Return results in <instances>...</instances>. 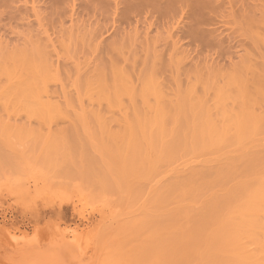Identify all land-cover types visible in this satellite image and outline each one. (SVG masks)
Returning a JSON list of instances; mask_svg holds the SVG:
<instances>
[{
	"label": "rangeland",
	"instance_id": "obj_1",
	"mask_svg": "<svg viewBox=\"0 0 264 264\" xmlns=\"http://www.w3.org/2000/svg\"><path fill=\"white\" fill-rule=\"evenodd\" d=\"M46 63L61 117L0 107V264H165L166 188L176 183L174 204L198 218L263 180L264 122L222 148L200 150L196 132L211 115L221 124V90L229 111L257 104L264 116V0H0V68ZM120 71L133 90L122 113L90 93L100 82L113 93ZM151 79L163 91L164 139L145 128ZM238 88L257 103L242 105ZM201 220L175 227L189 264H210Z\"/></svg>",
	"mask_w": 264,
	"mask_h": 264
},
{
	"label": "bare ground",
	"instance_id": "obj_2",
	"mask_svg": "<svg viewBox=\"0 0 264 264\" xmlns=\"http://www.w3.org/2000/svg\"><path fill=\"white\" fill-rule=\"evenodd\" d=\"M48 65H50V64L46 63L43 65L42 68H39V67H36L33 65H20L19 64V65H15L14 67H2V68H0V81H1L0 107L2 109H4L5 111H8V112H23V113H28V114H32V115L33 114L34 115L35 114H41V116H45V118H53V119L55 117H61L64 113V108L61 104H59L58 102L54 101V99H52V97L49 93V90H48L49 82L50 81L52 82L54 80L53 74H52L53 69L51 68V66H48ZM125 74L126 73H124V75ZM98 79H96V80H98ZM116 79L117 80L115 83H116V85L118 83V85H119L118 87L120 88L119 91L116 90L117 86L114 85L115 87L112 88L113 93H111V92L109 93V91L111 89L108 90V88H110V87L105 86L102 82H100L98 84L96 82L97 85L94 86L95 88L91 89L90 93L92 94L91 96H93L95 94L99 97L100 100L107 101L110 108H112V109L116 108V107H118V109L120 108L121 110L118 112L122 113L123 111H125L122 108L123 107L122 104L125 101L123 103L119 102L120 100H122L120 96H123L124 93L128 92L129 88H131L130 87L131 84L129 83L130 79H128L129 81L127 82L126 77H124L123 74H121V71H120V73H117ZM94 83H95V81H94ZM237 84L238 83H236V85ZM241 84L242 83H240V85ZM234 85H235V83H234ZM145 86L146 87H144V88L146 90H144L143 92L147 96H149V98H150V96L154 97L155 102H157L156 104H154L152 106H150V105L148 106V109H149L148 111L151 112L152 116L150 118L149 117L146 118L147 119L146 122L144 121L145 122V128L148 127V128L159 129L160 131L162 130L163 131L162 136L164 139L166 136V133H165V131H166L165 125L166 124L164 122L165 121L164 119H166V113L164 112L163 108H161V106H160V105H163V103H160V102L164 101V100H162V97H163L162 93H161V92H163L162 88L160 87L161 89H159L154 84V81H152V79H151V82H148ZM245 86L243 87V90L246 89ZM237 87H238V85H237ZM240 87L242 88V86H240ZM141 90H143V89H141ZM238 90H239V88H238ZM131 91H133V90H131ZM239 91L241 92V94L243 93L242 96L244 97V94H246V93H244L245 91H242V90H239ZM255 91H257V90H255ZM121 92H123L122 95H121ZM143 92H141V94ZM220 92L218 93L219 96H220V94H222V98L219 101L220 103L218 102V99H219V97H217L218 95L215 94L216 95L215 98H218V99H216L215 102H218L219 104L217 103V105H216L213 103V106L214 105L217 106L216 110L218 109L217 110L218 112L216 110L215 111H216V115L218 113V116L220 117L219 122H221V124L219 125L216 122H214V120L210 119L213 117L211 115L212 113H210V115H211L210 118L209 117H206L208 119L205 118V122H203L201 120L202 119L201 117H203L204 115L201 117L199 116V118L201 120L200 122L203 124L200 125V127H198L196 125L199 128V131H197V129L193 130V132L194 131L198 132V134L196 132V136H197L196 138H198V139H196V138L195 139H196V142L198 140L197 143H199V145L198 144L197 145L199 147H201V145H202V147L205 146L204 148H207V147L222 148L221 146L223 144L229 142V141H234L235 143L237 142V144H239V143L244 141V140H242L243 137L245 139V138H247V135H252L253 133H254V135L258 134L257 129H259V126L261 127V124H263V122H264V116L261 115L259 108H257L259 110V114H258V112L257 113L255 112V110H256L255 107L257 106V104H256L257 102L256 101L254 102V100H256L255 95L257 93L255 94L253 92V94H251V95L255 96L252 99H251V97L248 99H246L245 97L241 99L242 105H246V104L255 105L256 104L254 107L252 106V108H250V107H247L248 105H246V106H244L243 109H241L243 107L242 106L240 108V111L236 112V110H235V112H234L233 109H231V111L228 110L230 108L226 109V105H225L226 104L225 103L226 98H225V96H223V94H225V92L224 91H222V93H220ZM257 92H259V91H257ZM131 94H133V93L131 92ZM263 94H262V96H264ZM143 95H141V96H143ZM146 95H144V96L146 97ZM130 96H132V95H130ZM191 96H194V95L192 94ZM226 96H227V94H226ZM229 96L230 95H228L227 98H229ZM128 98H129V100H131L129 96H128ZM149 98L147 97L144 99L146 100ZM232 99H233V97H232ZM245 99L247 101L250 100V102L248 103ZM192 100H194V97ZM228 100H229V102L231 101L230 99H228ZM244 100L247 102L246 104H244L245 103ZM151 102L152 101H150L149 103H151ZM155 102H152V103H155ZM194 102H196V100ZM99 103H101V102H99ZM143 103H144V101H143ZM147 104H148V102H147ZM196 104H198V103H196ZM227 104H229V103H227ZM222 105H223V107H222ZM237 105H238V103H237ZM125 106H127L126 103H125ZM190 106H191V104H190ZM218 106H219V108H218ZM232 106H233V101H232ZM234 107H236V106H234ZM245 107H247V108H245ZM145 108H147V107H145ZM209 108L210 107H208V109ZM125 109H127V108L125 107ZM166 109H167V107H166ZM166 109H165V111H166ZM144 110H143V113H144ZM208 111H211V109ZM130 112H131V110H129V113ZM132 112H133V114L136 113V112L134 113V111H132ZM203 112L201 111V114ZM151 114L149 113L148 115H151ZM164 114H165V117H164ZM206 114H208V116H209V112H207ZM123 115H125V113ZM142 115H145V114H142ZM142 115H140L141 116L140 118L143 117ZM121 116H122V114H121ZM123 117H125V116H123ZM127 119L131 123V120L128 118V116H127ZM216 119H218V118H216ZM139 120H141V119H139ZM121 121H125L124 118ZM198 121H195V122H198ZM129 122L126 121L127 124H129ZM166 122H167V120H166ZM120 123H122V122H120ZM137 125H140V121H139V124H137ZM143 125H144V123H143ZM192 128H196V127H192ZM168 131H169V129H168ZM255 131H256V133H255ZM170 138H172L171 134H170ZM191 138H193V137H191ZM253 138L251 137V139H253ZM247 140H249V138H247ZM191 147H192V145H191ZM202 147L200 148V150L202 149ZM172 150H173V148H172ZM172 150L169 151V153L173 152ZM168 158H169V156H168ZM171 160L172 159H170V161ZM168 162H169V159L167 160V164L171 165L173 160L171 163H168ZM170 167H172V166H170ZM170 167H168V168H170ZM167 170H169V169H167ZM170 171H172V170H170ZM257 179H256V181H257ZM262 179L263 180L260 181V178H259L258 179L259 181L257 183L255 182L256 184L253 183V185H252V183H250L252 186L250 187V185H248L250 188H246V190H241L243 188L245 189L246 186L243 188H240V192H238L239 193L238 195H237V192H235L234 198H236V199L232 198L233 192L235 191V188H233V191H232L231 190L232 186H230V187L228 186L230 188V191H232V194H231V192L229 194H231L232 196L227 195V194H225V195H227L229 197L231 196L232 200L228 202L229 198L226 199L227 197L225 198V200L224 199L222 200V198L225 197V195H224V197L222 196V198H221V200L223 201L221 203V200L219 201V199L217 198L218 199L217 201L222 204L221 205L222 207L218 206V209H216L218 204L217 205L215 204L216 208H213V207H215V205L213 203H211L212 201H209L208 203H206L207 206H205V207H208L207 209L210 212L206 208H204L203 209V211L205 210L204 213H200V214H202V215H199L201 217L198 216L199 220H201V219L202 220H201V222L199 221L200 223H197V221H196L195 222L196 225H203V226L211 225V227L209 228L210 232H208L206 228H202V230H201L202 232L209 235L208 240H209L210 245H211L210 246V255H209L210 264H264V177ZM208 184H207V187L205 184L206 192L208 191V189H207ZM211 184H212V182H211ZM224 184L225 183L223 182V184H221V185L224 186ZM171 185H172V183H171ZM173 185H174V183H173ZM175 185H176V183H175ZM181 185H182V183H181ZM228 185H230V184L228 183ZM237 185H239V184H237ZM174 186H171L174 189L173 188L171 189L170 187H168L169 189L166 188V191H167L166 192V194H167L166 201L168 200L167 204L169 202L173 201L172 204L169 203L168 206H166L167 208L169 207L170 204L172 206L173 205L175 206L176 204H174V203L179 198L178 196H174V195H175V193H178L181 189L177 190V188H176L177 185L175 187ZM195 186H197V185L195 184ZM182 187H183V185H182ZM219 188H220V186L218 188L216 187V189H218V190H219ZM222 188L223 187H221L220 192H221V190H223ZM225 188H227V186ZM212 189H210V192L214 191L213 186H212ZM237 189H238V187H237ZM171 190L174 194L172 192H170ZM168 192H170L171 194L170 193L168 194ZM188 192H189V190H188ZM216 192H218V191H216ZM226 193H228V192H226ZM182 194H183V192H182ZM210 194L211 193H208V195H209L208 199L210 197ZM171 195H173L174 197H177V198H171V197H173ZM215 195H217V194L213 195L214 198L216 199ZM184 196H186V194ZM180 197H182V196H180ZM171 199H173V200H171ZM181 199H183V198H181ZM206 199L207 198H205V201H206ZM226 200H227V202H224ZM187 203L189 204L190 202H187ZM193 204L196 205L195 202ZM208 204L209 205L213 204L214 206L212 205V207H210V206H208ZM171 205H170L171 208L169 207L171 211H169V210L167 211V209L165 208L166 209L165 215H169V216H165V218H166L165 219V221H166L165 222V224H166L165 232L166 233H165V247H164V263L165 264H189V261H187V258H188L187 256L189 254L183 250L182 240H181L180 235H179V233L184 231L185 229L184 230H175V227L179 224L186 226L187 224L194 223V221L196 219H198L197 217H195L196 211L194 212V211L190 210V211L194 212L193 213L194 216L193 217L191 216L192 219H189V223L188 222L186 223V221H185L186 217H188V215L191 214V213H189L190 211L188 210V208L191 209L192 206L189 207L186 204L187 206L185 205V207H184V205H181V203H180L179 205L175 206V208H176V210H175L174 206L172 207ZM180 205L182 207H184L183 209L188 207L187 209H185V210H188V211H186L187 213L185 211L184 212L182 211V207ZM178 206H180V208ZM172 208H174V209H172ZM220 208H222V209H220ZM179 209L182 212L181 211L179 212ZM212 209H215L218 212L215 210L212 211ZM177 210L179 213L177 212ZM219 210H220V212H219ZM166 211H167V213L168 212H171V213L167 214ZM206 211H207V213H206ZM172 213L173 214L176 213V215H179L180 213H182L183 217L186 213V215H185L186 217L181 218L179 220L180 215L179 216H176V215L173 216ZM213 213H215L214 216H213ZM170 214H172V215H170ZM204 215H206V216H204ZM208 215H211V216H208ZM204 217L207 218V222H206V219ZM208 217H209V219H208ZM214 217H215V219H214ZM168 218H170V220ZM174 218H176L175 219L176 221L178 220V222H179L178 224H177V222H175ZM193 218L195 219L194 221H193ZM171 220L174 221L173 224H171L172 223ZM181 220H182V222H181ZM190 220H192V221H190ZM183 222H184V224H183ZM171 227H172V229H171ZM181 229H183V227Z\"/></svg>",
	"mask_w": 264,
	"mask_h": 264
}]
</instances>
